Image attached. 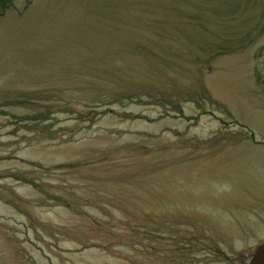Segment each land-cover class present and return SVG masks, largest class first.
<instances>
[{"label":"rangeland","instance_id":"rangeland-1","mask_svg":"<svg viewBox=\"0 0 264 264\" xmlns=\"http://www.w3.org/2000/svg\"><path fill=\"white\" fill-rule=\"evenodd\" d=\"M260 53L264 0H13L0 92L18 100L22 75L23 147L0 146V178L24 182L0 207V264H248Z\"/></svg>","mask_w":264,"mask_h":264},{"label":"crops","instance_id":"crops-1","mask_svg":"<svg viewBox=\"0 0 264 264\" xmlns=\"http://www.w3.org/2000/svg\"><path fill=\"white\" fill-rule=\"evenodd\" d=\"M6 77H9L8 80L14 82L13 89L19 90V92H13L15 95L12 94L15 98H19L18 100H5L11 94L3 93L8 91V88L5 89L0 86V90H4L0 92V146L2 150L12 151L14 148L23 147V78L21 74L12 76L11 73L7 74ZM18 150L20 151L21 148ZM21 153L23 154V151ZM17 159L23 160V155H20ZM15 179L17 180H14L16 184L13 189L6 186L8 182H5V179L0 178V207L7 206L6 202L10 200L12 192L23 197L22 183L24 181L18 179V177ZM11 182L9 183L11 184Z\"/></svg>","mask_w":264,"mask_h":264},{"label":"water","instance_id":"water-1","mask_svg":"<svg viewBox=\"0 0 264 264\" xmlns=\"http://www.w3.org/2000/svg\"><path fill=\"white\" fill-rule=\"evenodd\" d=\"M249 264H264V243L256 248Z\"/></svg>","mask_w":264,"mask_h":264},{"label":"flooded vegetation","instance_id":"flooded-vegetation-1","mask_svg":"<svg viewBox=\"0 0 264 264\" xmlns=\"http://www.w3.org/2000/svg\"><path fill=\"white\" fill-rule=\"evenodd\" d=\"M258 58L261 61H263L264 60L263 53L258 54ZM256 60H258V59L256 58ZM253 73H254V77L256 76V79H258V80L261 79L260 80L261 84L259 85V87H261L262 91L264 92V89H263L264 88V67L255 70ZM252 257L250 258V261H251ZM250 261L248 262V264L250 263Z\"/></svg>","mask_w":264,"mask_h":264},{"label":"trees","instance_id":"trees-1","mask_svg":"<svg viewBox=\"0 0 264 264\" xmlns=\"http://www.w3.org/2000/svg\"><path fill=\"white\" fill-rule=\"evenodd\" d=\"M13 0H0V15L11 7Z\"/></svg>","mask_w":264,"mask_h":264}]
</instances>
